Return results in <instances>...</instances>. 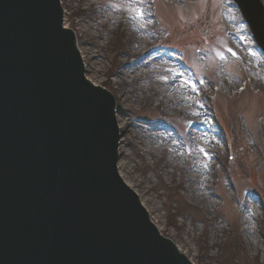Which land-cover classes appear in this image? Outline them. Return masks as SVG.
I'll return each mask as SVG.
<instances>
[{
  "label": "rangeland",
  "instance_id": "374dc122",
  "mask_svg": "<svg viewBox=\"0 0 264 264\" xmlns=\"http://www.w3.org/2000/svg\"><path fill=\"white\" fill-rule=\"evenodd\" d=\"M61 4L87 76L114 96L120 173L152 222L192 264H264V56L230 0Z\"/></svg>",
  "mask_w": 264,
  "mask_h": 264
},
{
  "label": "water",
  "instance_id": "95a60500",
  "mask_svg": "<svg viewBox=\"0 0 264 264\" xmlns=\"http://www.w3.org/2000/svg\"><path fill=\"white\" fill-rule=\"evenodd\" d=\"M61 23L58 0H0V264H188L114 177L112 98Z\"/></svg>",
  "mask_w": 264,
  "mask_h": 264
},
{
  "label": "bare ground",
  "instance_id": "6f19581e",
  "mask_svg": "<svg viewBox=\"0 0 264 264\" xmlns=\"http://www.w3.org/2000/svg\"><path fill=\"white\" fill-rule=\"evenodd\" d=\"M62 14H63V12H62ZM62 18H64V20H62L63 21V26H67V23H66V16H65V13H64V15H62ZM76 39H77V37H76ZM138 43H139V41H137ZM138 43H137V45H138ZM79 54L81 55V58H82V60H83V62L85 63V57H83V54H82V52H81V50L79 49ZM156 56L155 55H152L151 56V59L152 58H155ZM147 62V60H144L143 61V64H145ZM84 69H85V76H86V79L87 80H89L90 81V78L87 76V74L86 73H88V67H86V65L84 64ZM90 83H92V84H96L95 82H93V81H90ZM116 120H118V116H116ZM121 140V139H120ZM120 142L121 141H119V146H120ZM118 146V148H120ZM120 167H121V164L120 163H118L117 162V164H116V175H120V177L124 180V178L122 177V175H121V173H120ZM125 181V180H124ZM125 183L127 184V187H129V188H131V186L128 184V182H126L125 181ZM156 225V224H155ZM157 226V225H156ZM157 230H158V233L159 232H161V228H159L158 226H157Z\"/></svg>",
  "mask_w": 264,
  "mask_h": 264
},
{
  "label": "snow or ice",
  "instance_id": "6c2138e0",
  "mask_svg": "<svg viewBox=\"0 0 264 264\" xmlns=\"http://www.w3.org/2000/svg\"><path fill=\"white\" fill-rule=\"evenodd\" d=\"M221 58H223V57H221Z\"/></svg>",
  "mask_w": 264,
  "mask_h": 264
}]
</instances>
